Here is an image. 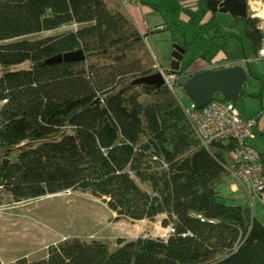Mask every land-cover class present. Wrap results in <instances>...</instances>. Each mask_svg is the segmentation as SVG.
I'll use <instances>...</instances> for the list:
<instances>
[{
  "label": "trees",
  "instance_id": "obj_1",
  "mask_svg": "<svg viewBox=\"0 0 264 264\" xmlns=\"http://www.w3.org/2000/svg\"><path fill=\"white\" fill-rule=\"evenodd\" d=\"M256 25L246 20L245 37L257 58ZM65 27L73 28L22 41ZM145 40L105 0H0V194L20 205L79 192L116 222L164 217L174 231L167 240L119 239L114 252L70 240L16 264H264V226L219 193L235 143L203 148L174 93L186 72L174 91L133 85L158 73ZM75 52L85 61L45 65Z\"/></svg>",
  "mask_w": 264,
  "mask_h": 264
},
{
  "label": "rangeland",
  "instance_id": "obj_2",
  "mask_svg": "<svg viewBox=\"0 0 264 264\" xmlns=\"http://www.w3.org/2000/svg\"><path fill=\"white\" fill-rule=\"evenodd\" d=\"M112 7L118 9L114 5ZM201 17V14H190V23L183 21L179 14L173 19L170 17L168 22L174 25L173 33H159L146 38V47L154 62L158 64L156 65L157 72H159V68L162 70L169 68L173 48L184 43L182 32L186 33L188 45L198 40L190 54L182 61L184 67L194 64L193 62L199 57L207 58L209 56L212 51L205 47L208 30L206 27L196 29ZM150 26L155 28V24ZM72 28L65 27L38 34L24 38L22 41H38L57 37L69 33ZM210 30L213 32L212 27ZM213 57H215L214 53H212L211 59ZM258 91H261V85L250 77L244 85V92L260 96ZM174 93L185 110L192 108L191 102L183 91L175 90ZM254 101H256L253 102L254 104H260L258 98H255ZM242 103L232 104L240 110L244 104ZM1 107L2 104H0V109ZM16 156V154L12 155L13 162L16 160ZM5 161L10 160L5 159ZM115 218L116 215L112 214L103 202L79 192H67L20 205H14L10 196L0 194L1 264H16L24 259L30 263L42 261L46 259L50 247L70 240H79L86 244L102 242L110 252H114L118 248L117 240L119 239L127 242L136 241L141 237L167 240L171 235L170 229H166L167 239L159 234L165 231L160 223L161 219L147 224L133 223L127 220L116 222Z\"/></svg>",
  "mask_w": 264,
  "mask_h": 264
},
{
  "label": "crops",
  "instance_id": "obj_3",
  "mask_svg": "<svg viewBox=\"0 0 264 264\" xmlns=\"http://www.w3.org/2000/svg\"><path fill=\"white\" fill-rule=\"evenodd\" d=\"M105 1L125 13L124 15L128 16L134 23L138 33L146 38L159 33H173L174 25L168 22L170 17L173 19L179 14L183 21L190 23V14H201L202 17L196 25V29L207 28L208 40L205 47L212 52L207 58L199 57V59L195 60L196 62H193L194 64L188 67H184V64L181 63L180 72H186L182 79L187 78L190 80V77L196 74L216 68L222 70L241 66L249 72L248 79L252 77L255 82L261 85V91H258L260 96L245 93L243 89L245 96L243 98L240 96L238 103L243 102L244 104L242 103L243 106L238 111L243 119L257 120L253 138L249 141V145L261 155L264 165V62L257 61L251 45L245 37L246 19L237 18L229 14L224 15L219 12L212 13L208 9V1L223 0H127L128 4L126 6L122 5L121 0ZM152 24H155V28L150 26ZM211 27L213 32L210 30ZM181 35L184 43L178 46L182 47L186 52L183 57L184 61L198 40L188 45L186 33L182 32ZM212 53H214L215 57L211 59ZM171 63L172 58L170 66ZM156 65L158 64L156 63ZM170 66L163 70L165 72L169 71ZM255 98H258L260 104L253 103L256 102L254 101ZM219 193L226 200L228 206L249 207L254 218L264 226V193L259 197L250 198L242 185L233 177L228 185L220 188ZM159 219H161L160 223H162L164 217L157 218L155 221ZM143 223L151 224L150 222ZM164 230V233L159 234L167 239V230Z\"/></svg>",
  "mask_w": 264,
  "mask_h": 264
},
{
  "label": "built area",
  "instance_id": "obj_4",
  "mask_svg": "<svg viewBox=\"0 0 264 264\" xmlns=\"http://www.w3.org/2000/svg\"><path fill=\"white\" fill-rule=\"evenodd\" d=\"M123 6L127 0H121ZM247 17L257 21V32L260 39V50L257 61H264V0H246ZM164 80V85L174 91L175 80L170 75L158 69ZM188 122L200 142L207 150L214 144L234 142L231 153L234 162L232 177L245 189L247 195L259 197L264 193V165L259 153L249 146L257 125L256 119H243L232 103L222 104L215 100L202 110L192 106L185 110ZM170 234H174L172 229Z\"/></svg>",
  "mask_w": 264,
  "mask_h": 264
},
{
  "label": "water",
  "instance_id": "obj_5",
  "mask_svg": "<svg viewBox=\"0 0 264 264\" xmlns=\"http://www.w3.org/2000/svg\"><path fill=\"white\" fill-rule=\"evenodd\" d=\"M208 9L212 13L231 15L245 19L247 12L246 0H223L208 2ZM185 50L180 46H175L171 55L172 63L169 70L170 78L176 79L180 72L181 63L185 55ZM85 61L82 52H75L58 56L45 63L46 66L59 64H77ZM248 71L241 66L228 68L220 71L207 70L194 75L182 88L192 106L196 110H202L211 104L217 95L222 96L227 102L237 104L243 93L244 85L248 80ZM134 86H163L164 80L160 74L149 78H143L133 83ZM9 165V161L4 162V167Z\"/></svg>",
  "mask_w": 264,
  "mask_h": 264
},
{
  "label": "bare ground",
  "instance_id": "obj_6",
  "mask_svg": "<svg viewBox=\"0 0 264 264\" xmlns=\"http://www.w3.org/2000/svg\"><path fill=\"white\" fill-rule=\"evenodd\" d=\"M246 20H248V17H247V15H246V18H245ZM222 70H224V69H222ZM211 71H220V68H216V69H211ZM250 146V145H249ZM253 149V148H252ZM254 150V149H253ZM255 151V150H254ZM257 152V151H256ZM258 153V152H257Z\"/></svg>",
  "mask_w": 264,
  "mask_h": 264
},
{
  "label": "clouds",
  "instance_id": "obj_7",
  "mask_svg": "<svg viewBox=\"0 0 264 264\" xmlns=\"http://www.w3.org/2000/svg\"><path fill=\"white\" fill-rule=\"evenodd\" d=\"M247 4V3H246ZM246 15H247V12H246ZM167 73L169 74V71H167ZM157 74H159V72L157 73ZM174 80V79H173ZM176 80V79H175ZM182 91V90H181Z\"/></svg>",
  "mask_w": 264,
  "mask_h": 264
}]
</instances>
